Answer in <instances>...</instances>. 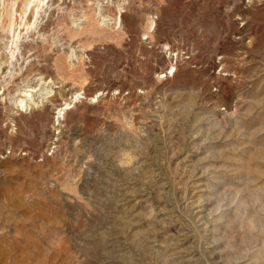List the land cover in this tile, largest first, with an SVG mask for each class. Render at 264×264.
<instances>
[{
	"label": "rangeland",
	"instance_id": "rangeland-1",
	"mask_svg": "<svg viewBox=\"0 0 264 264\" xmlns=\"http://www.w3.org/2000/svg\"><path fill=\"white\" fill-rule=\"evenodd\" d=\"M76 1L20 66L88 98L0 104V264H264V0Z\"/></svg>",
	"mask_w": 264,
	"mask_h": 264
},
{
	"label": "bare ground",
	"instance_id": "bare-ground-1",
	"mask_svg": "<svg viewBox=\"0 0 264 264\" xmlns=\"http://www.w3.org/2000/svg\"><path fill=\"white\" fill-rule=\"evenodd\" d=\"M52 1L53 0H0V75L2 79L5 80L4 84L0 85V104H4L5 106L2 105L3 108L9 109L13 113H17L18 110L22 112H31L39 107L43 108L50 106L55 110L54 115H56V121L60 122L59 118H64L63 116L66 110L73 107L79 98L87 99L88 97L80 95L81 92H79V90H74L69 96V101L62 100L63 102L56 104L53 102L55 94H59L62 98L63 95L60 92L59 86L55 85L52 78L45 77L41 73H37L39 76L32 78V73L29 72V69L25 68V70L22 71V67L20 66L22 49L30 50L28 47L30 43L34 41L32 37H29L30 35L24 34L31 33V29H34V27L40 24V17L48 16L49 12L54 7H52ZM62 1L64 2V0ZM71 1H73L72 3H74V1L77 2L76 0ZM62 6L59 5L58 9H63L66 5H64V7ZM61 12L64 17V11L62 10ZM77 12H79V10L74 8L72 10L68 9L66 13L72 23L71 25L75 27V30L82 29L83 21L86 22L90 19V16L78 15L76 14ZM48 17L43 20L44 23L49 20ZM109 17V15L100 13L97 26H99V28L103 27L107 30H111V25L113 24ZM22 29H24L25 32H22ZM9 33L11 34V40L8 44L9 41H3L4 37L2 36L6 34L5 39L7 38L8 40ZM24 42L26 43L24 44ZM63 48L62 50H64ZM87 50L89 49H84L83 46L77 45L76 47H72L71 52L66 53L65 56L72 60L73 58L75 60L77 59V61L82 60V54ZM77 51H81L82 53H77ZM172 69L175 71V67ZM35 80L39 81V83H34ZM54 88L57 90L53 91ZM89 99L90 101L91 99L98 100L97 94L91 96ZM15 108L17 109L16 111H14Z\"/></svg>",
	"mask_w": 264,
	"mask_h": 264
},
{
	"label": "built area",
	"instance_id": "built-area-1",
	"mask_svg": "<svg viewBox=\"0 0 264 264\" xmlns=\"http://www.w3.org/2000/svg\"><path fill=\"white\" fill-rule=\"evenodd\" d=\"M92 1V5L95 6V8H97V12L100 15V13L102 14H111L113 15V17H116V22H119V18L122 16V14L125 12V6H124V2L125 0H91ZM122 1V2H119ZM119 4V5H117ZM113 10H112V9ZM108 9H111L110 11H108ZM124 11V12H123ZM145 38H143L144 40ZM177 54L173 55L172 58V62H176V56ZM175 57V58H174ZM174 59V60H173ZM175 67V66H173ZM173 67H171L170 69H168V75L172 74V72L174 71V69H172Z\"/></svg>",
	"mask_w": 264,
	"mask_h": 264
}]
</instances>
